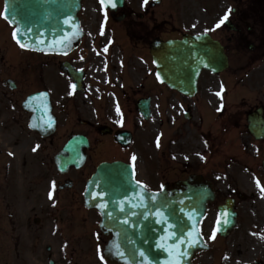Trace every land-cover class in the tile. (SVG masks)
<instances>
[{"label": "rangeland", "instance_id": "1", "mask_svg": "<svg viewBox=\"0 0 264 264\" xmlns=\"http://www.w3.org/2000/svg\"><path fill=\"white\" fill-rule=\"evenodd\" d=\"M153 1L126 0L123 9L113 16L101 7L98 0H85L82 14L85 38L81 47L86 50L85 53L88 52V58L92 62L89 66L91 75L89 90L75 103L77 108L74 113V103H72L74 96L69 91L70 84L65 77L59 82L55 81V85L49 86V89L52 88L54 93L55 114L59 120L55 140L60 141L61 137L63 139L69 137V130L74 126L75 121L77 124L72 130L91 134L95 133L98 123L115 129L125 126V129L134 132L136 142L131 150L127 151L128 153L122 154L123 157H128L129 153L131 157L134 156L133 161L139 178L150 179L151 184L157 187L158 182L164 180L161 177L166 175L159 176L158 170L161 173L166 172L173 178L191 173L196 167L193 165L202 160L197 157L200 155L197 153L205 151L203 142L198 136L201 134L206 136L204 132L217 134L219 129L211 125L209 127L207 120L202 121L201 109H194L193 105L190 107L193 108L195 118L191 121L185 120L184 99L153 83V78L156 80L154 76L151 75L153 78L150 75L146 76L148 71L153 73L148 50L150 39L157 36L163 39L175 38L188 31L197 33L209 27L219 15L229 13V9L245 10V7L243 9L238 7L246 6L245 3L248 2L255 5L259 0H162L160 5L152 7ZM121 15H125V19L119 22L116 19ZM40 74L42 81L46 83V71L44 70L43 73L40 71ZM211 85L215 87L209 90H206V86L203 87L202 94L196 101L198 107L203 101H207L214 111L216 108L222 109L221 114L225 117L264 106L263 97L253 99L246 93L247 99H209V93L213 95L218 91L216 83ZM138 94L140 97L150 96L153 99V115L150 121L142 118L141 122L137 116L136 104L140 99H135V95ZM12 119L2 117L0 120V182L1 178L7 175L4 166L11 174H8L9 177L16 178L23 167L16 163L21 160L23 163L25 157L30 158L37 145L40 149L45 147L42 154L45 158L54 146H49V142H42L33 134L26 137L27 132L25 133L21 128L22 121L19 120L17 123ZM79 119L87 121L89 125L81 126L78 123ZM92 135L94 137V134ZM233 136L228 142H221V166L217 172H221L222 176L214 187L219 195L216 203L237 192L244 193L248 198L240 202L238 207L240 227L226 241V246L222 250L223 255L221 254L220 258L216 256L213 258L212 250L202 256L200 264H244V262L254 264V261L264 263V239L262 240L260 235L264 234V208L261 204L264 196L261 195L256 183L258 179L261 185H264V169L261 167L262 157L264 159V144L255 143L245 133L241 136L237 135L234 139ZM205 140L206 142L209 140L207 136ZM116 144L115 140L106 138L105 146L108 149L117 151ZM111 153L112 151H108L106 155L121 156L118 152L110 155ZM247 165L249 169H245ZM44 169L47 170L46 167ZM207 169H212V166H207ZM34 175L35 171L29 168L28 171L24 170L18 180L12 179L15 185L21 183V186H25L27 181L23 177L31 178ZM215 207L210 215L209 228L215 220ZM210 232L211 230L208 233L206 226V233L210 237L213 249L219 247L216 241L211 239ZM1 240L0 259L1 255L3 258L0 261L8 263L16 261L10 260L7 255L10 243L5 238ZM259 242L262 243L261 247ZM240 251H245L243 257L239 255Z\"/></svg>", "mask_w": 264, "mask_h": 264}, {"label": "water", "instance_id": "2", "mask_svg": "<svg viewBox=\"0 0 264 264\" xmlns=\"http://www.w3.org/2000/svg\"><path fill=\"white\" fill-rule=\"evenodd\" d=\"M122 5L123 0H105L112 9ZM8 6L15 37L25 47L48 53L64 52L77 44L79 38L73 32L79 0H9ZM222 50L208 36L152 45L160 80L190 96L203 69L218 72L226 67ZM28 102L39 128L45 135L52 133L54 119L47 96L36 95ZM140 108L148 117V102ZM123 137L126 143L128 135ZM80 144L72 140L67 145L65 152L71 156L64 159L65 164L76 163L72 155L81 152ZM85 196L87 207L102 215V231L111 236L105 251L109 264H192L194 255L206 249L200 225L214 192L201 177L192 176L173 189L152 193L137 183L133 167L103 163L88 182ZM231 207L229 201L221 208L219 229L234 217Z\"/></svg>", "mask_w": 264, "mask_h": 264}, {"label": "flooded vegetation", "instance_id": "3", "mask_svg": "<svg viewBox=\"0 0 264 264\" xmlns=\"http://www.w3.org/2000/svg\"><path fill=\"white\" fill-rule=\"evenodd\" d=\"M245 4L238 7H245V10H232V16L226 19L229 26L216 27L220 22H214L211 34L224 46L229 70L220 75L204 72L199 83L200 86L210 85L217 80L227 86L238 81L244 83V88L255 89L264 97V0L255 5ZM3 13L4 0H0V105L6 113L15 111L13 117L23 119L22 125L27 128L29 115L23 103L29 95L46 88L38 77L45 66L44 60L49 69V81L56 79L53 69L59 70L60 64L68 61L75 70L83 72L85 83L87 68L92 62L83 55V50L67 58L45 57L22 50L13 42L12 29ZM259 62L263 64L260 75L256 73L258 69L252 68ZM245 74L248 81L242 78ZM64 76L71 80L66 74ZM78 100H73L74 113ZM79 122L88 125L86 121ZM100 130V126L96 128L95 141L89 138L90 148L83 170L59 173L54 164V157L61 150L59 147L53 148L47 158L42 156L43 152L37 154L33 160L35 175L26 178L25 186L20 184L13 188L7 179L0 182V241L5 238L10 247L14 245L20 264H106L104 257L101 259L106 240L98 229L99 216L85 208L83 199L88 177L99 163L107 160L98 135L103 138L111 135H102ZM45 253L50 258L46 259Z\"/></svg>", "mask_w": 264, "mask_h": 264}, {"label": "snow or ice", "instance_id": "4", "mask_svg": "<svg viewBox=\"0 0 264 264\" xmlns=\"http://www.w3.org/2000/svg\"><path fill=\"white\" fill-rule=\"evenodd\" d=\"M109 2H111V0H109ZM145 2H147V0H145ZM101 4H105V0H101ZM115 3H112V7H115ZM229 12H231V9H229ZM5 19H7V15L5 14ZM227 19V14L221 19L220 23L216 25V27H219L220 24H222L224 22V20ZM15 35V34H14ZM19 43V40L17 41ZM21 47H25V45L21 44ZM105 51H107V49H105ZM73 88H75V85H72ZM159 146V144H158ZM39 147V145H37V148ZM34 151L36 149H33ZM133 160H135V157L133 156ZM139 183V181L137 182ZM257 183V186L260 188V191H261V195L264 196V185H261L260 181L257 179L256 181ZM53 187H55V185L53 184ZM219 223L220 221L217 222L218 226H219ZM224 223H227V220L224 221ZM219 230V227L217 228L216 231ZM216 231H213L212 233V236H211V239H215L216 238ZM199 235V234H198ZM253 235H258L257 233H253ZM261 235V238L264 239V234H260ZM101 259H103V256H101ZM225 259H227V257H225Z\"/></svg>", "mask_w": 264, "mask_h": 264}, {"label": "bare ground", "instance_id": "5", "mask_svg": "<svg viewBox=\"0 0 264 264\" xmlns=\"http://www.w3.org/2000/svg\"><path fill=\"white\" fill-rule=\"evenodd\" d=\"M261 204H262V207L264 208V202H262Z\"/></svg>", "mask_w": 264, "mask_h": 264}]
</instances>
